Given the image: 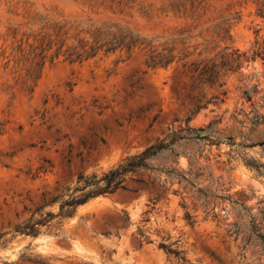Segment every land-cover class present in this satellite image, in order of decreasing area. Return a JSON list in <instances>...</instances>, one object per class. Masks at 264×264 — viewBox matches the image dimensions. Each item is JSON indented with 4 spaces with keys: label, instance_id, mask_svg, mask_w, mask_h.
I'll return each instance as SVG.
<instances>
[{
    "label": "rangeland",
    "instance_id": "1",
    "mask_svg": "<svg viewBox=\"0 0 264 264\" xmlns=\"http://www.w3.org/2000/svg\"><path fill=\"white\" fill-rule=\"evenodd\" d=\"M103 34L140 45L106 52ZM177 134L199 139L14 232L77 175ZM263 241L264 0H0V264H264Z\"/></svg>",
    "mask_w": 264,
    "mask_h": 264
},
{
    "label": "trees",
    "instance_id": "2",
    "mask_svg": "<svg viewBox=\"0 0 264 264\" xmlns=\"http://www.w3.org/2000/svg\"><path fill=\"white\" fill-rule=\"evenodd\" d=\"M99 38H102L103 45L107 46L106 52L114 51L119 46H125L127 49L134 47L138 43L137 38L128 37L126 35L120 36L118 38L115 35H100ZM99 40L94 41V44L90 46V51H83L81 54H86L85 58L93 57L95 53L102 47V45L97 46ZM49 44V43H48ZM170 54V50H168ZM80 55H77L76 58H79ZM159 57L154 58L150 57V66L154 67H166L172 60L165 55H158ZM253 57L255 56L252 55ZM233 62H237L236 59ZM225 66V65H223ZM198 67H194L189 72L195 73ZM206 75V81L210 85L216 83L217 70L216 69H206L205 67L199 70L198 76ZM220 86V85H219ZM194 131V130H190ZM199 139L197 135H185L181 136L179 134L172 135L169 138H164L161 140H156L153 144L145 148L140 154L134 155L131 157H126L122 159L115 167L109 169L106 172L101 173L100 175L91 174V175H77L74 185L72 187L64 188L58 195H56L51 201L44 202L35 212L38 213V219L34 222L29 221L22 226L15 227L14 232L18 234H23L26 236L35 237L38 235L37 227L45 226L52 219H66L71 218L77 207L84 205L89 200L94 199L99 196L112 195L120 190L124 189L125 178L128 175L135 174L140 170L148 169L149 161L161 153L174 152V146L179 141H196ZM58 205L57 214H52L50 212L41 213L42 208L47 205L52 204ZM264 242V241H263ZM167 252L175 257H178L181 252L167 249ZM183 260V257H180Z\"/></svg>",
    "mask_w": 264,
    "mask_h": 264
}]
</instances>
